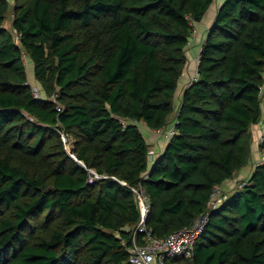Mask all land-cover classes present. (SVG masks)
<instances>
[{"label":"trees","instance_id":"1","mask_svg":"<svg viewBox=\"0 0 264 264\" xmlns=\"http://www.w3.org/2000/svg\"><path fill=\"white\" fill-rule=\"evenodd\" d=\"M214 1L14 0V35L0 0V264H134L140 211L121 180L143 185L159 238L209 214L193 260L167 264H264V162L209 208L214 186L250 162L264 118V0L219 6L153 165L139 128L168 127L194 24ZM89 168L102 175L92 183Z\"/></svg>","mask_w":264,"mask_h":264},{"label":"built area","instance_id":"2","mask_svg":"<svg viewBox=\"0 0 264 264\" xmlns=\"http://www.w3.org/2000/svg\"><path fill=\"white\" fill-rule=\"evenodd\" d=\"M190 43L191 41L189 44ZM197 75L193 78V80L197 78ZM34 94L36 96L39 95V89L37 87L34 88ZM262 95L264 100V88H262ZM57 109L61 110V106H58ZM259 124L262 127V134L260 136L261 143L264 139V118L259 122ZM158 130L166 136L168 141H170L171 137L176 132L175 125L160 128ZM62 140L66 148L67 145H70L71 143L72 146L74 145L73 139L65 133H62ZM67 150L74 159L79 160L76 153L72 152V147ZM259 153L260 158L262 157L259 159V162H264V151L262 152L259 150ZM79 162L86 166L82 160H79ZM89 174V182L91 183L102 176L94 168H89ZM121 183L133 190L140 211V218L133 229L132 240L128 245L130 260L134 264H167L168 260L176 257L193 260L198 239L210 221L209 214L204 213L198 216L191 225L176 230L164 238H159L154 235L152 229L149 228L147 224L148 215L151 210V200L143 185L140 184L139 186H130L125 180H121ZM237 185L238 186H235V189L233 188L232 190H227L223 184L215 185L211 193L209 208H219L229 199L233 192L244 188L246 181L241 180L237 183Z\"/></svg>","mask_w":264,"mask_h":264},{"label":"crops","instance_id":"3","mask_svg":"<svg viewBox=\"0 0 264 264\" xmlns=\"http://www.w3.org/2000/svg\"><path fill=\"white\" fill-rule=\"evenodd\" d=\"M224 0H215L206 15L204 16L203 20L198 22V28L195 30L194 35L192 37V44L189 50L187 51L188 62L184 69L182 76L179 79L178 89L175 95V111L170 117V122L168 123V127L174 126L177 121V115L179 114V109L182 103V97L189 86V82L191 80V76L195 75L198 71V64H199V54L202 47V44L207 36L208 30L213 24L215 17L217 15L218 8L220 4H222ZM188 45V46H190ZM188 49V47H187ZM263 108V117H264V100L262 104ZM139 128L144 135L147 143L150 146V159H152L153 163L163 154L165 148L168 144V139L166 136L160 132L158 129L150 128L145 122H139ZM252 133H253V143H252V157L250 162L238 171L232 178L225 180L223 183L224 187L227 190H232L235 186H237V182L244 180L250 176L252 173L255 163L260 158L259 153V145L258 141L262 134V127L259 122L252 126Z\"/></svg>","mask_w":264,"mask_h":264},{"label":"rangeland","instance_id":"4","mask_svg":"<svg viewBox=\"0 0 264 264\" xmlns=\"http://www.w3.org/2000/svg\"><path fill=\"white\" fill-rule=\"evenodd\" d=\"M10 1V9H9V11H8V13L6 14V19H5V21H4V23H3V25H4V27L5 28H7L9 31H11L14 35L16 34V32H15V29L13 28V18H14V6H15V3H14V0H9ZM221 5V4H220ZM203 20V19H202ZM198 22H196L195 24H194V28L195 29H197L198 28ZM17 37V36H16ZM192 40H191V43L190 44H192ZM189 44V45H190ZM191 47V45L190 46H188V49H187V51L189 50V48ZM24 60H25V62H26V70H27V73H28V78H29V81H30V83L31 84H33V85H37V86H39V84H38V82H37V80H36V78H35V75H34V63H33V61L26 55L25 57H24ZM197 75V73L195 74V75H193V76H191L190 78L193 80V78L195 77ZM192 80H190V82L192 81ZM189 82V83H190ZM39 87H41V86H39ZM71 147H72V143L70 144V145H67V149H71ZM262 158V157H261ZM261 158H259V159H261ZM239 182V181H238ZM237 182V183H238ZM238 186V185H237ZM236 186V187H237ZM235 189V188H234ZM181 260H182V258H181Z\"/></svg>","mask_w":264,"mask_h":264}]
</instances>
